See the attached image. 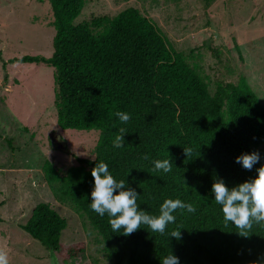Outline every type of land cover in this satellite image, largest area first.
<instances>
[{
  "label": "trees",
  "instance_id": "obj_1",
  "mask_svg": "<svg viewBox=\"0 0 264 264\" xmlns=\"http://www.w3.org/2000/svg\"><path fill=\"white\" fill-rule=\"evenodd\" d=\"M86 1L50 0L52 56L10 59L54 67L61 128L100 131L94 159L78 157L80 164L66 173L45 161L44 176L53 195L88 217L112 264L126 259L129 264H161L160 258L169 254L178 256L179 264H253L264 254V226L254 225L249 237H241L231 222L224 223L211 188L217 179L231 188L258 174L256 169L264 164V103L245 76L237 83L221 82L211 92L159 24L138 8L77 22ZM117 111L128 113L130 120L122 123ZM121 127L127 131L124 147L115 148L112 142ZM184 148L191 149L188 156ZM253 151L261 159L251 171L236 163L237 156ZM158 159L170 160L172 170L153 173ZM100 161L108 164L117 182L124 180L136 190L137 204L148 214L158 215L168 198L191 203L196 211L178 209L175 223L163 235L145 225L130 235L123 229L113 232L108 215L101 217L90 207L91 171ZM67 226L66 217L48 202L36 204L21 224L55 251L62 249ZM173 230L181 231L180 239L171 237ZM83 249L78 243L69 254L75 257Z\"/></svg>",
  "mask_w": 264,
  "mask_h": 264
},
{
  "label": "rangeland",
  "instance_id": "obj_2",
  "mask_svg": "<svg viewBox=\"0 0 264 264\" xmlns=\"http://www.w3.org/2000/svg\"><path fill=\"white\" fill-rule=\"evenodd\" d=\"M128 7L159 24L211 92L245 76L264 103V0H87L77 22ZM53 19L50 0H0V247L9 264H112L88 217L55 198L43 171L46 160L66 173L78 157L94 159L100 131L59 126L52 65L10 62L52 56ZM260 154L264 162V144ZM40 202L68 221L60 251L21 227ZM78 243L84 249L73 257Z\"/></svg>",
  "mask_w": 264,
  "mask_h": 264
},
{
  "label": "clouds",
  "instance_id": "obj_3",
  "mask_svg": "<svg viewBox=\"0 0 264 264\" xmlns=\"http://www.w3.org/2000/svg\"><path fill=\"white\" fill-rule=\"evenodd\" d=\"M115 116L122 123L130 120L126 112L117 111ZM126 129L121 127L119 134L113 140V147H124V134ZM188 156L191 149L184 148ZM148 159L147 156L144 157ZM261 157L258 151L242 153L236 157V163L241 164L246 170L251 171L254 165L258 164ZM152 172L163 171L168 173L172 170L170 160H155ZM255 177L248 179L238 185L229 188L223 179H217L212 184L211 191L215 194L214 200L222 206L224 223L231 222L241 237H249L254 225L264 226V164L257 169ZM94 178V187L91 191V210L103 217L108 215V223L113 232H120L123 229L124 235H130L145 225L152 233L165 234L167 226L175 223L176 217L173 213L179 210H186L194 213L196 208L191 203H185L181 199L168 198L163 201L159 208L158 215L148 214L141 210L137 204L139 194L135 189L126 187L125 181H116L109 171L107 163L100 161L91 171ZM119 190V191H117ZM171 237L181 238L180 230H173ZM161 259V264H179V257L169 254ZM264 256L253 262L261 264ZM0 264H9L8 252L0 247Z\"/></svg>",
  "mask_w": 264,
  "mask_h": 264
},
{
  "label": "water",
  "instance_id": "obj_4",
  "mask_svg": "<svg viewBox=\"0 0 264 264\" xmlns=\"http://www.w3.org/2000/svg\"><path fill=\"white\" fill-rule=\"evenodd\" d=\"M262 256H264V254H263ZM54 264H58V261H57L56 258H55V260H54ZM124 264H129V261L126 259L125 262H124ZM204 264H210V263L205 262ZM261 264H264V261H261Z\"/></svg>",
  "mask_w": 264,
  "mask_h": 264
}]
</instances>
